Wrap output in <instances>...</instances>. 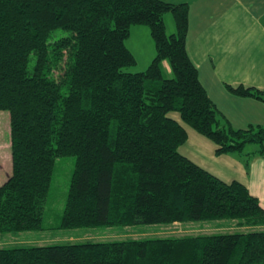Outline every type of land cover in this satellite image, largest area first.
I'll use <instances>...</instances> for the list:
<instances>
[{"label":"trees","instance_id":"obj_1","mask_svg":"<svg viewBox=\"0 0 264 264\" xmlns=\"http://www.w3.org/2000/svg\"><path fill=\"white\" fill-rule=\"evenodd\" d=\"M189 9L164 0H0V109L10 114L12 156L0 234L45 229L56 161L67 155L76 161L56 229L193 220L237 228L0 245V264H264L259 198L179 151L185 123L215 142L216 154L240 155L246 169L264 155V124L233 126L202 83L187 49ZM135 24L149 27L155 55L131 71ZM226 87L264 103V86ZM248 143L258 147L245 151Z\"/></svg>","mask_w":264,"mask_h":264},{"label":"crops","instance_id":"obj_2","mask_svg":"<svg viewBox=\"0 0 264 264\" xmlns=\"http://www.w3.org/2000/svg\"><path fill=\"white\" fill-rule=\"evenodd\" d=\"M164 1L189 4L187 49L225 118L239 128L264 124L261 100L235 95L226 87L227 83L264 86V0ZM204 137L190 140L188 132L179 151L224 181H241L264 206V155H254L246 169L240 155L216 154L215 142Z\"/></svg>","mask_w":264,"mask_h":264},{"label":"rangeland","instance_id":"obj_3","mask_svg":"<svg viewBox=\"0 0 264 264\" xmlns=\"http://www.w3.org/2000/svg\"><path fill=\"white\" fill-rule=\"evenodd\" d=\"M167 31L175 30L174 16L171 12L165 14ZM132 37L127 40V46L132 48L138 59L137 64L128 67V70H143L150 63L155 55V46L150 35V29L144 24H135L132 27ZM166 76H172L169 62L166 61ZM180 118L178 112H172ZM183 123V122H182ZM188 129L190 140L197 137H204L191 126L183 123ZM205 139L206 136L204 137ZM209 140V139H207ZM211 144L213 142L209 140ZM254 143H248L245 151L256 149ZM76 157L67 155L59 157L56 161L53 173L50 193L45 205L44 226L42 231L33 230L19 232L16 234H0V245L9 244H46L55 242H67L82 239H116L125 237H144V236H166V235H185L197 233H211L214 231H232L236 229L235 221H189L174 222L168 224H138L127 226L124 229L116 227L93 228L81 227L77 229H56L61 221L67 194L69 192L71 176L75 167ZM12 171V156L10 145V114L7 110L0 109V185L7 179Z\"/></svg>","mask_w":264,"mask_h":264}]
</instances>
